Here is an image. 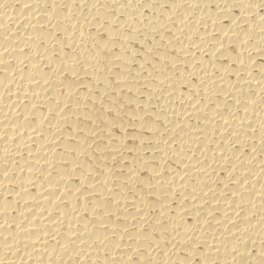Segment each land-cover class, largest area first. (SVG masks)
I'll return each instance as SVG.
<instances>
[{
  "label": "bare ground",
  "instance_id": "obj_1",
  "mask_svg": "<svg viewBox=\"0 0 264 264\" xmlns=\"http://www.w3.org/2000/svg\"><path fill=\"white\" fill-rule=\"evenodd\" d=\"M0 264H264V0H0Z\"/></svg>",
  "mask_w": 264,
  "mask_h": 264
}]
</instances>
